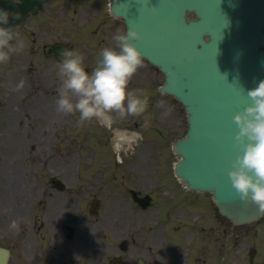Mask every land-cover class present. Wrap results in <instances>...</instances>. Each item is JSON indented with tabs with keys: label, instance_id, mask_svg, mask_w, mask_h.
I'll return each instance as SVG.
<instances>
[{
	"label": "rangeland",
	"instance_id": "obj_1",
	"mask_svg": "<svg viewBox=\"0 0 264 264\" xmlns=\"http://www.w3.org/2000/svg\"><path fill=\"white\" fill-rule=\"evenodd\" d=\"M101 1L104 4L101 8H93L87 2L78 5L74 0L69 6L51 7L46 14L29 18L19 34L24 47L10 54L7 63H0V120L4 126L0 128V245L12 249L10 264H34V239L43 234L34 230L35 222L42 221L40 218L34 221V191L36 188L38 192L55 191L47 184L51 178L64 181L65 190L71 197L72 211L76 208L74 199L81 200V192H90L91 196L98 195L102 199V212L109 217L118 206H126L122 202L129 200L131 188L146 187L156 191L158 196L163 192L159 189L164 187L163 179L157 177L162 172L155 173L154 180L149 174L153 176L156 168L153 156L171 155L172 150L166 146V139L159 134L150 113L153 124L141 130L144 136L140 148L143 151L137 147L134 156L120 151L123 162L112 164L116 157L119 159V152L112 156L106 119L104 126L99 125L97 119L79 124L78 113L65 115L56 111L61 86L57 75L60 62L49 56L45 47L57 41L69 42L74 45V51L84 57V67L93 69L100 51L104 47H115L112 37L117 31H126L120 19L105 21L103 12L107 6L105 0ZM105 27L112 28L104 31ZM163 82V73L150 68L144 61V67L132 77L128 88L130 91L144 89L160 96L161 113L165 107L166 111L171 109L164 120L166 132L175 139L186 132L187 115L184 107L172 96L161 92L155 94ZM111 115L114 117L115 113ZM130 117L111 121L124 132L133 130L135 135L140 134V129L144 128L143 116L135 117L136 121ZM93 122L99 127H93ZM178 158L173 154L169 160ZM162 166L168 170L165 163ZM141 168L148 175L135 179L142 173ZM166 177L168 184L173 182V177ZM84 195L85 199L79 203L83 209L91 201L87 194ZM17 201L22 206L20 212L14 209ZM35 215L38 217L39 211ZM215 218L216 235L222 233L223 227L228 229L231 264H249L251 247L257 249L254 264H264V217L259 222L243 226H233L220 216ZM104 221L107 222V218ZM163 230L164 227H154L151 238L166 239ZM234 257L238 260L234 261Z\"/></svg>",
	"mask_w": 264,
	"mask_h": 264
},
{
	"label": "water",
	"instance_id": "obj_2",
	"mask_svg": "<svg viewBox=\"0 0 264 264\" xmlns=\"http://www.w3.org/2000/svg\"><path fill=\"white\" fill-rule=\"evenodd\" d=\"M112 1L113 12L141 34L137 48L165 73L163 90L189 114L188 135L174 145L183 156L177 174L193 189L213 191L221 212L234 222L261 217L236 195L228 171L239 151L233 117L251 103L246 91L264 80V0ZM33 5L34 0L9 4L7 24L22 22ZM191 12L196 18L187 20ZM7 260L0 248V264Z\"/></svg>",
	"mask_w": 264,
	"mask_h": 264
},
{
	"label": "clouds",
	"instance_id": "obj_3",
	"mask_svg": "<svg viewBox=\"0 0 264 264\" xmlns=\"http://www.w3.org/2000/svg\"><path fill=\"white\" fill-rule=\"evenodd\" d=\"M7 22L8 14L0 10V24ZM140 39L138 31H117L112 37L115 47H104L90 71L84 67L80 53L67 48L59 50L57 75L61 86L56 111L65 115L78 113L79 124L93 119L143 116L142 127L148 128L151 121L144 114L149 107V95L144 89L130 91L128 88L132 77L144 67V55L135 43ZM23 47L16 29L0 26V63H7L10 54ZM169 76L175 83L174 74L170 72ZM246 92L251 103L233 117L238 129L234 145L239 151L231 162L228 178L239 199L255 205L264 216V80ZM170 112L168 109L164 115Z\"/></svg>",
	"mask_w": 264,
	"mask_h": 264
},
{
	"label": "flooded vegetation",
	"instance_id": "obj_4",
	"mask_svg": "<svg viewBox=\"0 0 264 264\" xmlns=\"http://www.w3.org/2000/svg\"><path fill=\"white\" fill-rule=\"evenodd\" d=\"M201 200L209 205L208 197ZM69 207L64 194L50 195L43 213L45 224L40 226L46 233L42 242L34 240V264H209L207 258L200 262L199 241L151 238L143 212L148 209L134 212L137 218L116 213L109 226L100 215L74 216L75 229L67 237L66 227L72 218ZM201 248L205 252V247Z\"/></svg>",
	"mask_w": 264,
	"mask_h": 264
},
{
	"label": "bare ground",
	"instance_id": "obj_5",
	"mask_svg": "<svg viewBox=\"0 0 264 264\" xmlns=\"http://www.w3.org/2000/svg\"><path fill=\"white\" fill-rule=\"evenodd\" d=\"M133 136H126V140H127V142H128V140H130L131 138H132ZM115 140L114 139H112V142H114ZM127 142H125V143H127ZM115 146H119V141H117V143H116V145ZM9 183H11V184H13L14 182L13 181H10ZM7 190H9V186H7V188H6ZM14 209H15V212H20L21 211V209H22V206H21V204H20V202L19 201H17L16 202V205L14 206Z\"/></svg>",
	"mask_w": 264,
	"mask_h": 264
}]
</instances>
